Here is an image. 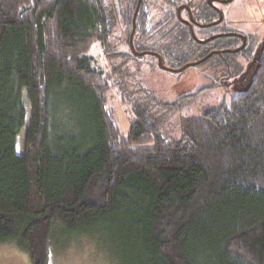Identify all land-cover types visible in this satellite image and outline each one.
<instances>
[{
  "label": "trees",
  "instance_id": "1",
  "mask_svg": "<svg viewBox=\"0 0 264 264\" xmlns=\"http://www.w3.org/2000/svg\"><path fill=\"white\" fill-rule=\"evenodd\" d=\"M137 2L123 1L129 32ZM142 4L136 30L188 61L194 41L148 30ZM119 15L106 0H0V243L33 264L78 234L117 264H264V44L247 89L187 118L180 138L144 108L123 136L107 91L126 76L88 54L108 50Z\"/></svg>",
  "mask_w": 264,
  "mask_h": 264
},
{
  "label": "rangeland",
  "instance_id": "2",
  "mask_svg": "<svg viewBox=\"0 0 264 264\" xmlns=\"http://www.w3.org/2000/svg\"><path fill=\"white\" fill-rule=\"evenodd\" d=\"M123 1L106 0L109 10L114 9L115 18L116 14L120 13L108 39V50L97 41L88 52L106 74L118 67L121 74L126 76L123 83H115L114 78H109L111 85L107 91V105L114 113L118 129L123 136L129 134L134 110L144 108L149 112V118L157 122L158 129L167 140L178 139L182 135L181 125L187 118L212 110L228 102L234 94L247 89L256 72L260 50L264 44V0H227L223 4L217 3L222 11L217 21L215 19L219 14L209 8L210 0H143L142 9L145 16L142 15V19L147 23L148 30L154 26L158 29V23L164 29H169L173 26L177 12L175 23L180 28L179 34L181 30L188 32L196 45L207 44L202 47L206 52L215 48H226L224 51L209 52L201 60H196L198 63L194 64V67L189 68H184L187 64H175L173 47L167 52L158 48L159 57H165V60L161 59L162 63L178 68L177 71L160 67L159 57L157 59L146 51L156 49L151 42L148 46L140 43L142 34L136 30L137 14L133 16L132 29L129 32L128 17L122 16L125 11V7H122ZM141 3L142 0L139 9ZM202 5L210 9L211 17H200V11L204 9ZM168 14H172L173 20L170 16L167 17ZM183 20H187L190 25L182 23ZM170 29L164 33L170 34ZM148 30L144 26V31ZM228 31L254 34L251 37L248 35L250 41L243 53L240 49L243 46H240L241 41L234 39V34L227 33ZM164 33L160 37L164 36ZM144 35L146 36V33ZM160 41L165 42V36L159 40V46ZM185 41L183 43L189 45ZM194 43V46L185 47L183 51L185 57L191 60L200 57L202 51L201 47H195ZM172 46L176 47L175 44ZM220 52H224L223 56L232 63L230 69H223L219 65L217 56ZM213 53L216 54L213 56ZM210 56L213 57L209 58ZM180 98H184V101ZM29 109L28 105V112ZM23 138L24 132L20 134L19 141ZM20 146V150H23L22 143ZM117 260L118 256L111 245L99 237L91 239L88 235L78 234L77 237L71 236L67 241L58 238L51 246L50 264H117ZM0 264L33 263L25 248L9 241L0 243Z\"/></svg>",
  "mask_w": 264,
  "mask_h": 264
},
{
  "label": "flooded vegetation",
  "instance_id": "3",
  "mask_svg": "<svg viewBox=\"0 0 264 264\" xmlns=\"http://www.w3.org/2000/svg\"><path fill=\"white\" fill-rule=\"evenodd\" d=\"M225 1H227V0H210V1H208V5H209V8L213 11H217L218 12V14H219V16L215 19V21H217V20H219V17H220V12H222L221 11V9H220V7L217 5V3H226ZM233 0H231V1H228V2H232ZM203 6V5H202ZM178 8V7H177ZM203 8H204V12H202V15L203 16H207V15H212L211 14V12H210V9L207 7V6H203ZM168 16H170V19H172V14H168L167 15V17ZM175 16H176V18H178V15H177V12H176V14H175ZM176 18H175V20H174V23H173V26H171L169 29L171 30V33H172V35H176V34H178V31L180 30V28H178L177 27V23H175L176 22ZM195 19V18H194ZM224 19V18H223ZM173 20V19H172ZM262 20H264V17L262 18ZM182 23H184V24H186V25H190L189 24V22L187 21V20H183V22ZM159 24V23H158ZM162 27V25L161 24H159V28L158 29H161V30H163V31H168L169 29H164L163 27ZM255 28L257 29L258 28V25H256L255 26ZM155 31H157V27L154 29V32ZM227 33H233L234 35H233V38L234 39H236V40H240L241 41V45L240 46H242V48L240 47V49L242 50V52L241 53H243V51H244V49H245V47L247 48V46H248V43H249V36L251 37L252 35H254V34H251V33H248V34H244V33H242V32H234V31H228ZM186 34H188L189 36H188V38H187V40H191L192 39V35L190 34V33H186ZM249 35V36H248ZM199 42H200V40H198ZM149 42H151V44L156 48V49H147L146 51H148V53H151V54H153V56H155L157 59H158V57H159V54H157V49H158V47L155 45V44H153L152 43V40H150V38H149V40L147 39V37L145 36V35H143L142 36V38L140 39V43H143V45H145V46H148V43ZM199 44H202V43H199ZM200 48V47H199ZM201 49L203 50L202 52L204 53L205 52V49H203L202 47H201ZM226 48H224V47H221V48H215V49H212L211 51H224ZM230 49V48H229ZM211 51H209V52H211ZM201 51H200V53H202ZM209 52H206V53H204V54H200V57H198V58H194V60H191V59H189L188 61H186L185 63H183V65L185 64H190L187 68H189V67H194V64H191V63H195V62H197L198 60H201L202 58H204L207 54H209ZM159 53V52H158ZM224 52H220V53H218V61H220V63H219V65H221L222 66V68L223 69H230L231 68V62L229 61V59L228 58H225L223 55ZM216 53H213V56L215 55ZM213 56H210L209 58H211V57H213ZM160 57H162V56H160ZM175 59H177V58H175ZM197 60V61H196ZM166 62L167 63H169L168 62V60L166 59ZM165 67H167V68H171V70L172 71H177L178 70V68H175V67H172V66H170V65H168V64H163Z\"/></svg>",
  "mask_w": 264,
  "mask_h": 264
},
{
  "label": "water",
  "instance_id": "4",
  "mask_svg": "<svg viewBox=\"0 0 264 264\" xmlns=\"http://www.w3.org/2000/svg\"><path fill=\"white\" fill-rule=\"evenodd\" d=\"M228 1H231V0H228ZM140 2H141V0L138 1V6H137V9H136V13H135V15H136L137 12H138V9H139V6H140ZM134 21H135V17H134ZM131 47L133 48L132 41H131ZM196 63H198V62L191 63V64H196ZM159 65H160V67H162V68H165V69L171 70V68H167V67H165V66L163 65L162 60H161L160 57H159ZM189 65H190V64H187L186 66H184V68L187 67V66H189ZM182 69H183V68H182Z\"/></svg>",
  "mask_w": 264,
  "mask_h": 264
}]
</instances>
